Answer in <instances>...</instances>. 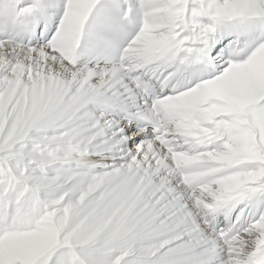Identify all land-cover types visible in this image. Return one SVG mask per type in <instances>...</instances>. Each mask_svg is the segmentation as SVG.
<instances>
[{"label": "snow or ice", "instance_id": "snow-or-ice-1", "mask_svg": "<svg viewBox=\"0 0 264 264\" xmlns=\"http://www.w3.org/2000/svg\"><path fill=\"white\" fill-rule=\"evenodd\" d=\"M0 264H264V0H0Z\"/></svg>", "mask_w": 264, "mask_h": 264}]
</instances>
